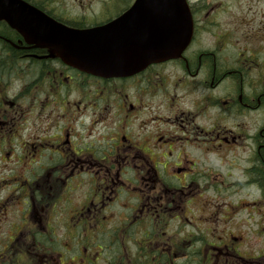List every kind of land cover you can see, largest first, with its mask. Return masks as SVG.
Wrapping results in <instances>:
<instances>
[{
    "label": "flooded vegetation",
    "instance_id": "flooded-vegetation-1",
    "mask_svg": "<svg viewBox=\"0 0 264 264\" xmlns=\"http://www.w3.org/2000/svg\"><path fill=\"white\" fill-rule=\"evenodd\" d=\"M187 1L178 58L102 77L7 21L96 28L132 1L0 0V264H264V45Z\"/></svg>",
    "mask_w": 264,
    "mask_h": 264
},
{
    "label": "water",
    "instance_id": "water-1",
    "mask_svg": "<svg viewBox=\"0 0 264 264\" xmlns=\"http://www.w3.org/2000/svg\"><path fill=\"white\" fill-rule=\"evenodd\" d=\"M7 22L27 40H36L65 62L102 77L138 72L151 62L176 58L193 33L187 0H136L118 19L89 30L57 28L47 20L43 31L34 32L29 21Z\"/></svg>",
    "mask_w": 264,
    "mask_h": 264
},
{
    "label": "rangeland",
    "instance_id": "rangeland-1",
    "mask_svg": "<svg viewBox=\"0 0 264 264\" xmlns=\"http://www.w3.org/2000/svg\"><path fill=\"white\" fill-rule=\"evenodd\" d=\"M216 2L225 3L228 5V14L222 13L221 20L225 29L230 31L234 27L240 26L242 28L241 21L245 20L244 36L246 44L252 45H264V42H260L264 37V0H214ZM243 13V15H242ZM231 21V22H230ZM256 38H260L256 41ZM261 250L264 251V230H261L260 239ZM260 243L258 246H260ZM253 246H251L252 248Z\"/></svg>",
    "mask_w": 264,
    "mask_h": 264
},
{
    "label": "trees",
    "instance_id": "trees-1",
    "mask_svg": "<svg viewBox=\"0 0 264 264\" xmlns=\"http://www.w3.org/2000/svg\"><path fill=\"white\" fill-rule=\"evenodd\" d=\"M118 1H120V3L122 4V5L120 6L121 11H125V10L129 7L130 2H131L132 0H118ZM263 178H264V177H261V179H263Z\"/></svg>",
    "mask_w": 264,
    "mask_h": 264
}]
</instances>
